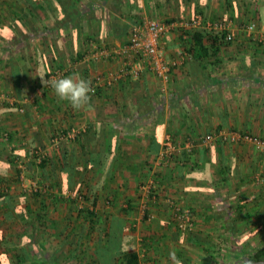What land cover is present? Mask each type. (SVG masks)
<instances>
[{"label":"crops","instance_id":"crops-1","mask_svg":"<svg viewBox=\"0 0 264 264\" xmlns=\"http://www.w3.org/2000/svg\"><path fill=\"white\" fill-rule=\"evenodd\" d=\"M39 1L42 7L34 10L23 0H0V91L5 95L0 145L27 152L19 164L28 165V180H38L40 191L51 196L47 213L52 225H39L40 197L28 203L19 195L17 202L0 201V264H42L65 236L63 251L72 264L81 260L72 257L78 252L82 259L94 255L97 227L71 211L62 198L74 192L65 195L58 186L49 187L61 183L64 166L72 164L77 168L75 187L83 182L91 194L88 183L102 182L95 207L99 228L110 215H124L123 209L131 206L126 215L136 226L134 243L144 261L238 264L241 246L247 254L263 247L264 179L258 173L264 171V154L255 143L229 136L244 132L264 137V0H119L117 9L112 2L82 0L85 8L95 1L99 5L69 31H43L55 26L59 0H51L52 11L45 0ZM196 15L205 22L232 21L235 41H224L208 59L184 62L165 87L149 69L139 78L119 75L129 64L117 51L140 19L170 25L162 46L169 58H179L186 29L180 23ZM115 21L129 25L126 35L116 34ZM253 22L257 31L251 35L246 27ZM33 33L35 39L28 44L26 37ZM13 36L21 40L14 49L19 51L20 93L5 53ZM57 68L65 71L62 77H82L91 87L96 76L103 77L85 109L74 110L45 87L42 79L50 80ZM160 111L163 120L158 119ZM72 128L81 129L77 138L56 140ZM4 132L11 135V143L3 139ZM170 132L175 150L167 152ZM33 146L49 158L46 169L29 155ZM91 149L110 151L107 171L87 168L94 161ZM146 185L154 191L149 193ZM21 187L28 194L36 192ZM176 205L193 210L195 230L190 234L177 226ZM79 231L82 237L76 236Z\"/></svg>","mask_w":264,"mask_h":264},{"label":"trees","instance_id":"trees-1","mask_svg":"<svg viewBox=\"0 0 264 264\" xmlns=\"http://www.w3.org/2000/svg\"><path fill=\"white\" fill-rule=\"evenodd\" d=\"M23 1H25L28 4V6L34 10L36 9V7L38 8L42 7L39 0H23ZM102 1L105 2L106 5L112 2V5H114L115 8L118 7L117 4L119 0H102ZM45 3L47 4V6L51 11L52 9L54 10L51 0H45ZM97 5L99 4L98 2L95 1L93 5L87 4L86 5L87 8H85V4L82 2V0H59L57 4L59 13L58 16L56 17L55 26L52 28L44 26L42 30L43 31L57 30V29H65L67 31L72 30L73 25L77 26L79 25L81 20L87 18L88 16L87 11H91V14L94 13L95 7ZM119 7H121L120 9L121 13H125L123 4H119ZM113 25L115 29L114 31L118 36L126 35L128 33V29H129L128 24L125 25L123 23H118L115 21ZM34 29H36L35 30L37 31L36 33L41 34L40 32L42 30H40V26L35 24ZM226 32L227 31H217L212 28L211 29L187 28V30L185 29L182 32V42L185 51H187L189 55V57L185 60V62L186 61L189 62L191 60H195V61L205 60L215 55L218 52L219 45L224 41H226L225 40ZM185 34H187L188 36L185 37L184 36ZM33 39H35V33H33V35H29L26 37V41L28 42V44L31 43ZM10 42L12 45L11 48H7L5 49L6 51L5 50L4 51L7 54L9 65L12 69L15 87L17 91L20 93L22 76H21V66L17 59V55H18L17 53L19 51L16 52L14 51V49L19 45L21 40L13 36L10 38ZM128 68L130 69V67ZM207 68L208 67L205 66V69ZM254 78L257 79L258 76H254ZM95 89H96L95 93H97L98 86H96ZM164 116H165L164 112L160 111L158 119L163 120ZM169 134H171L173 139L175 140V135L172 132H170ZM244 134H248V133H244ZM11 141L12 140L10 135V138L7 142L11 143ZM68 151H69L68 149L64 150L65 161L68 157L67 156ZM28 152L29 155L34 159L33 162H37L38 165H40L41 169H46L49 163V158L44 157L40 162H38L37 158L39 157V152L41 151L37 146H33L32 149H30ZM23 153L24 152L14 148V146H12V148H9L7 144L0 145V186L3 185L4 187L3 191L0 192V201L1 203H4L3 201L9 199L10 201L17 202L16 195H19L21 197L20 199H23L26 203H28L31 199L35 201L37 197H40L41 198L40 201L42 204V208H41L42 212L39 217L40 220H42V223H40L39 225L41 224L47 225L48 227L52 225L51 224L52 221H50L48 217L49 213H47L48 198L50 199L51 196L40 191L41 189L40 186H38L36 192L34 193L32 192L31 194H28L27 192H23L21 190L22 168H24L25 166V171H26V166H28L26 164L20 166L19 164V161L20 160L24 161L23 158L27 155L26 154L27 152L25 154ZM89 154L93 155L94 161L93 163L89 161L90 163H88L87 168L94 167L95 169L96 168H98L99 170L101 169L103 172L107 171L108 168L107 161L112 156L110 154V151L101 152L100 150L91 149ZM13 168L15 169V172L13 173V177H11L10 171ZM76 171L77 168L73 164L69 168L64 166L63 172H65V174L63 175V181H61V183L51 182L49 184V187L51 188L58 186L61 193H64L65 195L74 192V196L73 195L62 196V198L66 200V203H68V207L70 208L71 211L74 210L78 213V215L86 217V220L90 221L92 228L97 227V231H98L97 240H96L97 246L94 249L93 252L94 255L88 258L86 257L85 259L83 258L84 261H82L83 259L80 252L74 254L72 257H74V259L76 260L77 258L81 259V260L78 259L79 260L78 264H151L149 261H144L142 259L141 254L137 250L136 244L134 243L136 239L137 229L133 222L132 223L129 222L126 215L131 211V208H128L131 206L128 204L129 206L123 209L126 213L124 215L121 216L110 215L109 218L107 219L105 227L99 228L100 220L95 212V207L97 206L99 199L97 196V191L102 187V182H100L99 179H96L91 186L88 183V190H90L91 192V194H89L87 190H84L85 188H82L81 184L83 182L79 183V185L75 187ZM68 174H69V178H68ZM13 184L14 187L12 188ZM152 191L154 190L151 188L150 192L152 193ZM16 193H20V194H16ZM23 217H24V213L22 214V218ZM45 217L46 220H44ZM57 233H59L58 236L61 235V231ZM82 233L83 232L80 233L79 231L78 234H76V236L79 235L82 237L83 236ZM67 239L68 236H65L64 239L61 240L59 247L53 250V253L48 251L44 257L45 260L41 261L42 264H67L68 260L70 262L71 261L70 258H67L66 253L63 251L64 246L67 243L66 242ZM243 248L245 249V246H241V250L239 251L240 264H264V246L257 250H253L248 254L245 253V250H243ZM65 258L67 259L63 262Z\"/></svg>","mask_w":264,"mask_h":264},{"label":"built area","instance_id":"built-area-1","mask_svg":"<svg viewBox=\"0 0 264 264\" xmlns=\"http://www.w3.org/2000/svg\"><path fill=\"white\" fill-rule=\"evenodd\" d=\"M232 21H204V18L201 15H196L191 19L183 20L180 23V26L188 29H195L202 26H206L217 31H227L225 40L228 43L234 42L236 39V33L232 30ZM170 25L167 23L158 20V19H140L137 24H134L130 31V38L126 44H124L118 51V54L127 58V64H129L126 68H124L120 72V76L131 75L135 78H139L143 71L146 69L151 70L164 84V87L168 85L172 80L173 72L176 68L182 65L185 60L189 57L187 51H183L180 53L179 58H169L166 54L165 49L162 46V40L164 38L165 33L169 29ZM246 29L252 35L257 31V24L251 23ZM185 37L188 35L185 34ZM130 66V69L128 68ZM65 71L61 68H57L53 71L50 79H58L64 75ZM116 77H120V76ZM102 76L95 77L94 86H99L102 82ZM95 87H92L93 93L96 92ZM5 99V95L0 91V103ZM81 133V129L72 128L67 132H61L56 140H64V139H75ZM3 139L8 141L10 138L9 132L3 133ZM232 141H250L255 143L257 148L263 152L264 154V137L254 136L252 134H244L234 132L229 136ZM212 139V136H206L205 140L208 142ZM165 146L167 152H172L175 150L174 139L171 134H167L165 138ZM41 151V150H40ZM44 153L39 152V157L37 161L40 162L44 158ZM20 166H23L21 164ZM258 179H264V171L258 173ZM22 185L25 186V173H22ZM28 187V188H27ZM3 185L0 186V192L3 191ZM25 189H29L31 191L38 189V183L30 181L29 186H25ZM149 193L151 191L150 185L144 186ZM7 190V188H6ZM156 198V195H154ZM175 220L177 222L178 228L182 232H190L195 228V217L193 214V210L189 207H184L180 205H176L175 207Z\"/></svg>","mask_w":264,"mask_h":264},{"label":"clouds","instance_id":"clouds-1","mask_svg":"<svg viewBox=\"0 0 264 264\" xmlns=\"http://www.w3.org/2000/svg\"><path fill=\"white\" fill-rule=\"evenodd\" d=\"M42 81L45 87L53 89L59 101H66L74 110L85 109L90 104L93 89L89 80L69 75L58 79H50L47 82L43 79Z\"/></svg>","mask_w":264,"mask_h":264},{"label":"rangeland","instance_id":"rangeland-1","mask_svg":"<svg viewBox=\"0 0 264 264\" xmlns=\"http://www.w3.org/2000/svg\"><path fill=\"white\" fill-rule=\"evenodd\" d=\"M24 168H25V166H24ZM28 175L26 174V171H25V180H26V182H25V186H29L30 185V181L28 180ZM30 178V177H29ZM31 180H33V181H35V179H31ZM36 182V181H35ZM37 183L39 184V181H37ZM24 186V187H25ZM39 186V185H38ZM28 188V187H27ZM194 230H195V228H194ZM194 230H192V231H190V232H185V234L187 233V234H190L191 232H193ZM182 232V231H181ZM144 260V259H143ZM70 264H72V262H70Z\"/></svg>","mask_w":264,"mask_h":264}]
</instances>
